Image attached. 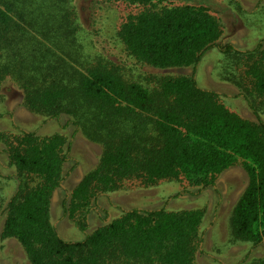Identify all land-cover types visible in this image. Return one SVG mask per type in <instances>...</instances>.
<instances>
[{"label": "trees", "instance_id": "obj_1", "mask_svg": "<svg viewBox=\"0 0 264 264\" xmlns=\"http://www.w3.org/2000/svg\"><path fill=\"white\" fill-rule=\"evenodd\" d=\"M123 1L139 9L118 31L129 55L157 68L195 69L216 47L227 61L221 69L224 80L241 89L251 110L264 108L262 42L245 52L219 43L220 23L203 5ZM78 27L70 0H0V85L7 75L22 80L30 108L54 118L70 114L68 124L86 126L83 132L94 134L103 146L98 165L66 191L63 212L83 235L68 241L48 216L65 160L64 138L53 134L39 141L24 132L8 154L18 186L7 203L3 235L17 240L30 264H195L200 211L134 208L88 233L89 214L98 206L95 195L132 178L152 184L183 177L201 191L240 162L247 184L231 213V234L260 246L264 122L230 111L193 75L165 76L152 90L99 62L82 60L74 47ZM99 216L107 220L108 214Z\"/></svg>", "mask_w": 264, "mask_h": 264}, {"label": "rangeland", "instance_id": "obj_2", "mask_svg": "<svg viewBox=\"0 0 264 264\" xmlns=\"http://www.w3.org/2000/svg\"><path fill=\"white\" fill-rule=\"evenodd\" d=\"M70 1L79 24L74 47L82 60L99 62L119 72L126 81L141 82L152 90L165 76L193 75L200 88L216 92L218 101L230 111L251 122H264V108L254 106L255 112L251 110L241 89L222 77L226 59L216 47L203 54L195 69L192 66L153 67L129 55L118 37L122 22L135 14L138 7L123 0ZM158 4L203 5L220 23L219 43H231L243 52L255 49L258 43L264 45V0H162ZM21 82L7 75L0 85V264H30L22 246L16 239L4 236L2 230L7 203L18 186V175L8 154L18 145L23 133H33L39 141L53 134L64 138L61 155L65 160L59 186L51 195L48 216L58 234L68 241H80L83 235L74 219L63 212L66 191L70 193L84 174L98 165L103 151L102 143L93 139L94 134L83 132L86 126L78 128L68 124L72 122L70 114L54 118L30 108ZM80 119L87 122V127L90 125L84 117ZM246 184L247 174L240 162L217 174L213 185L201 191V186L189 185L183 177L159 179L152 184L138 178L125 179L118 188L95 195L98 206L89 214L87 232L134 208L200 211L195 264H258L264 260V242L253 247L252 243L233 237L230 229L232 210ZM97 210L101 216L107 212V220L100 218Z\"/></svg>", "mask_w": 264, "mask_h": 264}]
</instances>
